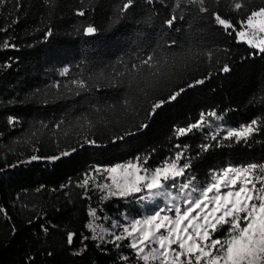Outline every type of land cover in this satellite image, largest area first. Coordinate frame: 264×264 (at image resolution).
Instances as JSON below:
<instances>
[{"label": "trees", "instance_id": "16d2710c", "mask_svg": "<svg viewBox=\"0 0 264 264\" xmlns=\"http://www.w3.org/2000/svg\"><path fill=\"white\" fill-rule=\"evenodd\" d=\"M125 2L6 0L0 5V29L7 28L0 31V264H128L135 259L128 240L120 247L92 239L82 243L83 236H91L85 227L89 207L100 217L143 213L134 196L101 201L92 187L85 196L79 182L96 166L150 155L145 167L155 168L174 157L180 150L176 145H187L186 155L194 159L188 175L204 187L213 172L229 165L264 163V130L247 143L212 140L207 130L175 134L202 112L215 111L231 127L264 119V55H250L253 49L237 43L235 33L228 35L211 13H200L184 0L179 8L175 0H134L121 12ZM236 2L245 6L234 10ZM206 6L239 28L238 22L264 7V0H206ZM80 9L85 16L77 15ZM172 15L178 19L169 28L165 21ZM89 24L98 34H83ZM5 39L15 47L4 49ZM147 55L157 59V76L155 69L131 68ZM224 64L229 73L220 71ZM65 67L69 73L61 76ZM73 79L88 86L76 88ZM201 79L203 84L188 87ZM149 81L156 86L142 91ZM57 83L59 88L53 86ZM180 88L185 91L176 100L148 115L152 102L167 100ZM9 117L18 122L10 125ZM85 136L96 145L83 144ZM118 136L124 139L113 142ZM218 141L223 146H215ZM202 144L213 147L196 158ZM71 148L76 151L68 157L47 159ZM33 155L40 159L31 160ZM69 232L76 234L72 245ZM85 244L82 255L73 254Z\"/></svg>", "mask_w": 264, "mask_h": 264}, {"label": "snow or ice", "instance_id": "6c2138e0", "mask_svg": "<svg viewBox=\"0 0 264 264\" xmlns=\"http://www.w3.org/2000/svg\"><path fill=\"white\" fill-rule=\"evenodd\" d=\"M6 0H0V5H3ZM182 0H175L176 7L181 6ZM189 5H197L200 13H211L214 22L222 26L228 35L235 33L236 42H244L245 37H248L247 44L253 49L250 55L256 54L264 55V37H261L258 43L253 42V38L258 34H264V7L258 10L250 11V14L238 22L233 23L230 18L222 16L218 11H211L206 6V0H184ZM134 0H126L121 7V12H126L133 5ZM244 3H234V10H240L244 7ZM85 11L80 9L77 15L85 16ZM182 19L183 17H179ZM259 18V19H257ZM178 19L176 15L170 16L165 21V24L172 28L175 21ZM252 29L251 35L246 31ZM231 30V31H229ZM0 31H7V28L0 29ZM85 36L91 37L98 34L99 29L92 24L85 26L83 29ZM46 35H52V30L48 29ZM175 41H171L175 45ZM14 48V44L5 39L3 48ZM209 57L211 53H208ZM146 67L153 71V76L159 74L157 68V59L153 55H147L146 58L140 60L139 65L133 64L132 70H139L140 67ZM223 73H229L231 68L228 64H224L220 69ZM69 69L65 67L60 73L61 76H66ZM122 75V74H120ZM206 77L205 79H208ZM204 79L196 80L194 84L188 85L193 87L195 85L203 84ZM71 84L76 88L85 89L88 85L83 79H73ZM59 88V83L53 85ZM117 86L113 84V87ZM156 85L152 81L145 84L142 91L149 88H154ZM185 91L180 88L169 94L167 100H156L151 103L148 111L149 116L156 114L157 110L165 103L174 101ZM128 101L125 100V104ZM207 117H215L217 120H222L223 117L217 115L215 111L208 113H201L199 119L187 127H179L175 134L184 136L191 133L194 129H200L207 123ZM14 117L8 118L10 125L17 123ZM91 123V122H89ZM57 128L60 125H56ZM140 128H146V124L139 125ZM264 130V119H251L247 124H241L238 127H229L224 131L226 134L222 137L223 141H235V143H247L255 134ZM126 133L125 135H130ZM220 133L211 135L212 140H217ZM124 136H118L116 140H123ZM83 144L96 145V140L89 139L87 136L83 138ZM83 145H81L82 147ZM215 146H223L219 141ZM200 152L196 154V158L202 152L208 151L213 147L212 144H202L199 146ZM180 149L174 154L172 158H166L159 166L155 168L145 167L148 164L150 155L145 157H136L135 162H128L126 164H117L113 167L107 168L104 171L108 176L112 177V185L114 190L109 191L100 197L101 201L112 197L127 198L142 193L145 190L151 195H158L157 190L167 187L171 183L172 187L177 186V180L184 177V183L179 184L180 189H191V191L184 197L186 207L182 210L178 204H173L169 207L159 208L152 215L141 219L131 220L127 225L113 224V227H121L120 234L113 233L112 239L104 241V236L97 232V225L95 221L100 220L101 217L97 215V209L89 207L88 215L89 221L85 227L91 233V236H83V241L92 239L102 242L113 243L116 247H120V243L124 239L131 237L128 247L131 248L138 260H142L145 264L151 259L156 264H264V163H248L242 166L229 165L220 172H213L210 176V182L199 189V195L192 196V193L197 192V187L194 186L195 177L189 176L194 159L187 156L188 146L176 145ZM76 151V148L64 150L59 155L48 157L51 161L59 160L63 157H68ZM40 157L33 155L31 160L35 161ZM184 161L181 164V161ZM118 169H124L125 177L122 181H118L114 174ZM130 170V171H129ZM93 171L99 173V169ZM144 174L141 175L140 173ZM91 173L85 174V178L79 182V186L85 189V196H87L89 185V177ZM131 177L129 179L128 177ZM239 184V187L236 186ZM257 184L260 187H257ZM102 192L108 185H95ZM222 187L228 188L227 191H221ZM209 193H214L209 197ZM90 198V197H88ZM139 199L143 200L144 196ZM209 204L213 206L209 208ZM198 210V211H197ZM174 218L168 215H163L165 212H173ZM193 213H195L193 215ZM195 222V223H194ZM139 226V227H138ZM42 229L47 233L48 228L42 226ZM165 229L166 234L161 232ZM191 229V231H190ZM223 231V237H216L215 233ZM138 234V235H137ZM75 233H67V243L73 244V237ZM152 244H157L158 247H151ZM176 245V247H173ZM145 247L149 248L147 254ZM87 245L79 251L74 252V255H82L86 251ZM51 255V253H48ZM183 257V259H182ZM121 259L128 261L127 256H122Z\"/></svg>", "mask_w": 264, "mask_h": 264}, {"label": "rangeland", "instance_id": "374dc122", "mask_svg": "<svg viewBox=\"0 0 264 264\" xmlns=\"http://www.w3.org/2000/svg\"><path fill=\"white\" fill-rule=\"evenodd\" d=\"M257 19H259V18H257ZM246 31L249 33V36H250L251 32L253 30L246 28ZM261 37H264V34H258L256 37L253 38V42L258 43ZM247 39H248V37H245V39H244V43H246V44H247ZM229 127H231V126L224 125L221 122V120H217L215 117H207V123L202 128L197 129V130H207L209 132L210 136L212 134L216 133L217 131H219L220 135L217 137L222 138L226 134V132L224 130L229 128ZM123 164H126V163H123ZM113 166H115V165H113ZM113 166H96L94 169H99L100 172L99 173H97L95 171L91 172L92 175L89 177V185L87 187H92V188L97 189L102 195H105L109 191V189L114 190V186L112 185V177L108 176V174L104 171L105 169L113 167ZM221 170L216 171V172H220ZM140 174L143 175L144 173L141 172ZM114 176L118 181H122L125 177L124 169H118L117 172L114 174ZM128 178L131 179L130 176ZM184 182H186L185 178L180 177L177 180V186L176 187H172L171 183H169V185L167 187H164L162 189L157 190L159 192L158 195H151L147 192V190H145L142 193L136 194L134 197H136L135 199H136L140 209H142V211H143V213L140 217L128 216L125 213L120 214V215H114V216L106 215L104 217H101L100 220L95 221V223L97 225H102L103 229H106V231H103L101 227H97V232L103 234L104 241H109L112 239L113 233L120 234L122 231L121 227H119V226L113 227V224L127 225L131 220H134V219H141L142 220L144 217L152 215L159 208L169 207L173 204H178L181 207V209L183 210L187 206L185 201H184V197L191 191V189H183L182 190L179 188V184L184 183ZM99 184H105V185H108L109 187L105 188L104 191L102 192L99 188L95 187V185H99ZM195 187H197V186H195ZM236 187L238 188L239 184ZM257 187L259 188L260 185L257 184ZM201 188H203V187H197L198 191L192 193V196L193 197L198 196L199 195V189H201ZM227 190H228V188H226V187H222V189H221L222 192L227 191ZM213 194L214 193H209V197H211ZM140 196H144V199L143 200L139 199ZM117 198H119V197H117ZM212 206H213L212 204H209V208H211ZM194 214L195 213H193V215ZM163 215H168L169 217L174 218L175 214L173 211V212L162 213V216ZM190 231H191V229H190ZM161 232L166 234L165 229H161ZM124 240H128L130 242L131 237H129L128 239H124ZM124 240H122V241H124ZM96 241L99 244L110 243V242H102L99 240H96ZM151 247H158V245L152 244ZM173 247H176V245H173ZM148 251H149V248L145 247V252L143 254H147ZM182 259H183V257H182ZM128 264H145V262L142 260H138V258L135 255V259L131 260V262ZM148 264H156V262H154L150 259L148 261Z\"/></svg>", "mask_w": 264, "mask_h": 264}]
</instances>
